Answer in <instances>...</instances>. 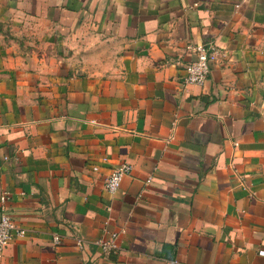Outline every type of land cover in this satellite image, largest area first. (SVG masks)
<instances>
[{
  "label": "crops",
  "instance_id": "crops-1",
  "mask_svg": "<svg viewBox=\"0 0 264 264\" xmlns=\"http://www.w3.org/2000/svg\"><path fill=\"white\" fill-rule=\"evenodd\" d=\"M4 210L0 264H264V0H0Z\"/></svg>",
  "mask_w": 264,
  "mask_h": 264
},
{
  "label": "built area",
  "instance_id": "built-area-1",
  "mask_svg": "<svg viewBox=\"0 0 264 264\" xmlns=\"http://www.w3.org/2000/svg\"><path fill=\"white\" fill-rule=\"evenodd\" d=\"M196 57L193 61L186 65V76L184 82L186 84L203 85L209 76L211 62L215 60V51L212 46L205 44H197L192 46ZM97 169V167H95ZM132 172V165L128 162H123L115 166L110 175L106 179V189L114 194L116 193L124 178ZM8 193L2 195V201L7 199ZM5 208V207H4ZM26 233V229L22 228L8 211L2 213L0 217V257L3 255L5 249L13 240L14 236H22ZM118 234L113 233L111 238H100L95 243L104 252H116L120 245L117 241ZM55 242L60 241L59 236H55ZM78 243L83 246L84 242L79 239Z\"/></svg>",
  "mask_w": 264,
  "mask_h": 264
}]
</instances>
